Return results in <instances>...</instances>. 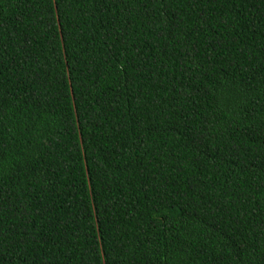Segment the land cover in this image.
I'll list each match as a JSON object with an SVG mask.
<instances>
[{
	"label": "trees",
	"instance_id": "16d2710c",
	"mask_svg": "<svg viewBox=\"0 0 264 264\" xmlns=\"http://www.w3.org/2000/svg\"><path fill=\"white\" fill-rule=\"evenodd\" d=\"M0 264H264V0H0Z\"/></svg>",
	"mask_w": 264,
	"mask_h": 264
}]
</instances>
